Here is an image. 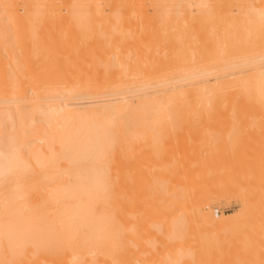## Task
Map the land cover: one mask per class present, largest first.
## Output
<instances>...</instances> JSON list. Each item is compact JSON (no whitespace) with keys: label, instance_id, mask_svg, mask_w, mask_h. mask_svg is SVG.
Instances as JSON below:
<instances>
[{"label":"bare ground","instance_id":"obj_1","mask_svg":"<svg viewBox=\"0 0 264 264\" xmlns=\"http://www.w3.org/2000/svg\"><path fill=\"white\" fill-rule=\"evenodd\" d=\"M178 120H264V0H0V264H264L259 143L170 141L137 237L135 157Z\"/></svg>","mask_w":264,"mask_h":264},{"label":"rangeland","instance_id":"obj_2","mask_svg":"<svg viewBox=\"0 0 264 264\" xmlns=\"http://www.w3.org/2000/svg\"><path fill=\"white\" fill-rule=\"evenodd\" d=\"M91 27H93V25ZM99 28H100V26H98L97 29L99 30ZM92 29L90 30L91 32L93 31ZM94 29H96V28H94ZM97 32H100V31H96V34L92 32L93 33L92 36L98 35L99 37H101L102 33L100 32L101 33V35H100V33L98 34ZM89 36L92 37L91 34ZM97 37H96V39H97ZM111 42L112 41L110 40V45H111ZM157 122L161 123V121H157ZM175 123H176V125L177 124L178 125L174 126V127H165L166 131L163 132V134H162L163 137L160 138L159 142H157V143L155 142L154 145L157 144V146H155L157 148L154 147V149H156V152L152 151L153 148L150 147V146H152L151 144H153L154 142L150 143L151 142L150 141L149 146L146 145V150H145V146L142 145L141 140L136 141L137 143L135 142V150L137 149V151H138V149L140 150V144L142 145L141 150L138 151V153H137L138 156L139 155L140 156L135 157V159H137V162H139L137 165V167H139V169H138V168H136L137 162L135 160V162H136L135 163V168H136L135 170H139V171H135V181H139L138 178H140L141 180L143 178V180H144V182L142 181L143 185H140L141 183H139V182H135V190L138 191V192L135 191V193H136L135 205L138 204V206L137 205L135 206V214H136V212H139L136 209H140V207L142 206L141 204L144 203V205L142 206V209H141L142 212H140L141 217L143 218L144 216H149L150 214H152V216H153V218L151 216H149V218L145 217L146 220L136 218L138 220L135 222V224L137 225V227H136L137 228V237H140V238L141 237L143 238L145 236V232H144V228H143L144 224L145 225L148 224L146 222L150 218L151 219L155 218V212H154L155 209L157 207H159V210H160L159 214L160 215L164 209V204H162V203L160 204V206H157V207H156L157 204H154V206H152V204H153L151 202L152 198H150V197L153 194L158 195L161 193V192H158V193L155 192L154 193L152 191V189L154 188L153 190H155V187H152V189H151L152 195L149 193L150 195H148V196L146 195V197H144L146 192H144L145 194L142 193V195L140 192H143L147 188V186H146L145 188L141 189L142 186L144 187L145 185H147V183H145L146 178L148 179L150 177L151 178L153 177L155 179L157 176L159 178H161L162 176L164 178H166V174L168 173V171L166 172L167 169L162 166L163 168H165V170L160 169V171L157 173L156 170L158 171L159 167H157L155 170L152 171V169H153L152 164L153 165L155 164L154 167H156L157 164H159V163L160 164L161 163L168 164V162H169V164H170L171 159L173 160V157L177 158L176 154H174L172 151L171 152L169 151L168 146H167V148L165 147L166 145H168V143L170 141H173L174 139H175V141H176V139H178V140L181 139V140L189 141L190 143H193V144L198 143L199 146H197L196 150L193 151L192 154H190V155L192 157L199 158V159H211L213 157L226 158L227 156H229V151L227 148L228 145L238 144V143H248V144L259 143V144H261L262 149H263L262 150L263 151L262 156L264 159V120H240V121H235V120H208V121L178 120V122L176 121ZM153 129L155 131L156 128L154 127ZM144 138L146 139V140L144 139L145 142H147L148 141V135ZM141 139H143V137ZM152 139H153L152 141H156V140H154L155 138H152ZM144 140H142V141H144ZM158 140L159 139H157V141ZM160 142L165 143V144H163V146H164L163 148H166V149H163V150L165 151L168 149L169 152L165 151L166 152L165 153L164 151H161L162 150L161 149L162 144L160 145V148L158 146ZM157 149H158V151H157ZM137 151H135V155H136ZM169 153H171V154L173 153L174 156L173 157H172V155L169 156ZM178 156H179V154H178ZM175 158H174L173 162L176 160ZM150 164L152 167L149 170ZM163 164H161V165H163ZM148 170L151 171L149 173L152 174V172H153V174L154 175L156 174L157 176L155 177V176H153V174L152 175L150 174L151 176L150 175L148 176L147 175ZM144 171H145V173H143ZM136 172H137V174H136ZM138 173H139V175H138ZM143 174L144 175L146 174L145 178L142 177ZM136 179H138V180H136ZM154 179H153V183L155 182ZM157 180L158 179H156V181ZM161 180H163V179H161ZM149 181L151 184L152 180H147L148 183H149ZM137 183H139V187H140L139 189L137 187L138 186ZM156 183L158 185L161 182L158 181ZM161 185H163V183ZM151 186H154V184ZM163 186H165V184ZM163 186L162 187L160 186V188L164 189ZM148 187H149V185H148ZM162 189H160V190H162ZM160 190H156V191H160ZM165 194L166 193H164V195ZM142 197L145 199V201L141 199ZM148 198H150V200ZM161 198L163 200H165V198H163L162 196H161ZM137 199H139V200H137ZM153 199H154V197H153ZM157 199H158V197L155 198V201ZM162 199H159V200H162ZM141 200H142V202L139 203V201H141ZM148 202H151L152 207H154V208L156 207L155 209L153 208V212H149L150 209L148 208V206L150 203L148 204ZM145 203L148 205H146ZM161 206H163V207L160 209ZM207 208H208V211H211L214 214V216L218 219L219 218L218 215H220V214H231L234 212L243 211V204H242V199H241L240 194L235 189H225V190H221V191H219V192H217L211 196V198L209 199V203H208ZM144 209H145V211L143 212ZM145 213H147L148 215ZM137 215H139V214L137 213ZM143 221H144V224H143ZM148 222H150V221H148ZM139 225H140V227H139ZM141 232H143V233H141ZM138 233L140 234V236L138 235ZM135 253H137V251H135ZM141 253L142 252L139 251L137 254H135V258L139 259V257H137V256L143 257L144 255L142 256ZM135 263H136V261H135Z\"/></svg>","mask_w":264,"mask_h":264},{"label":"built area","instance_id":"obj_3","mask_svg":"<svg viewBox=\"0 0 264 264\" xmlns=\"http://www.w3.org/2000/svg\"><path fill=\"white\" fill-rule=\"evenodd\" d=\"M174 1H190V0H174Z\"/></svg>","mask_w":264,"mask_h":264}]
</instances>
